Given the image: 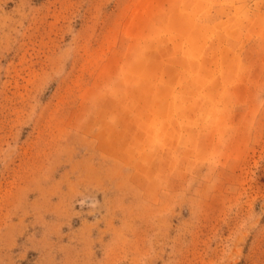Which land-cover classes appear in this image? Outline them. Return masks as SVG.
I'll list each match as a JSON object with an SVG mask.
<instances>
[{"label": "rangeland", "instance_id": "1", "mask_svg": "<svg viewBox=\"0 0 264 264\" xmlns=\"http://www.w3.org/2000/svg\"><path fill=\"white\" fill-rule=\"evenodd\" d=\"M0 264H264V0H0Z\"/></svg>", "mask_w": 264, "mask_h": 264}]
</instances>
